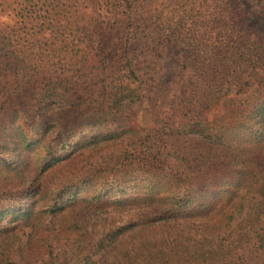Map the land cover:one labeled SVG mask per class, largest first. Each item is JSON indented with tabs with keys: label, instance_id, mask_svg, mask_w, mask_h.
<instances>
[{
	"label": "trees",
	"instance_id": "trees-1",
	"mask_svg": "<svg viewBox=\"0 0 264 264\" xmlns=\"http://www.w3.org/2000/svg\"><path fill=\"white\" fill-rule=\"evenodd\" d=\"M235 3L0 0V73L17 81L14 101L0 99V264H28L21 232L45 221L39 177L107 149L85 208L134 218L87 249L61 239L41 264H128L95 253L135 227L166 231L135 264H264V40L243 29ZM168 58L181 88L139 128L126 106L161 88ZM126 181L143 189L127 192ZM16 197L24 207L2 209ZM78 203H49L48 224ZM19 233L22 254L8 262L1 246Z\"/></svg>",
	"mask_w": 264,
	"mask_h": 264
},
{
	"label": "rangeland",
	"instance_id": "rangeland-1",
	"mask_svg": "<svg viewBox=\"0 0 264 264\" xmlns=\"http://www.w3.org/2000/svg\"><path fill=\"white\" fill-rule=\"evenodd\" d=\"M237 16L243 29L249 33L255 34L257 37L264 40V0H236ZM164 64V77L160 78L162 82L161 88L156 90L151 99L144 104L127 105L128 113L133 117L134 121L139 128L145 126H153L156 116L161 111L167 108L166 102L169 97V93L177 91L181 88L182 80L181 69L173 63L171 58H168ZM16 85L17 81L9 74L0 73V99L3 101H14L16 98ZM217 112H213L208 116L209 121H212L217 116ZM146 123L144 126L143 124ZM90 151V150H89ZM87 151L86 154L80 156L74 163L67 165L62 164L55 171L48 172L39 177L37 183L41 185L43 189L42 195L38 199V212L41 219H44L43 224L38 226L34 232L30 229L23 230L24 234H31L27 247H23V257L26 258L28 264H41L46 260V253L49 247H54L59 240L70 239V244H75V248L87 249L91 245L92 241L105 240L106 233L117 227H120L122 222L127 218H134L136 211H121V209L115 206H94L91 208H85L87 203L94 200L101 189L99 188V174H95L96 165L100 163L101 157L111 151V149L105 150L102 153H92ZM89 152V153H88ZM66 152H62L61 155H65ZM14 156L11 157V161H14ZM10 172V171H9ZM6 172V173H9ZM90 178V179H89ZM132 187H135L130 181H126L124 188L127 192L132 191ZM143 189V186L138 185L134 189ZM141 189V190H142ZM104 195L116 198L124 197L120 195L122 190H117L116 187H108L103 189ZM102 194V195H103ZM101 195V196H102ZM18 198L16 197L11 203L4 204L2 209L7 207L25 206L26 201L22 200L20 204H17ZM77 200L78 207L71 213L66 214L61 223L49 225L50 218L45 207L49 203L62 206L67 205L68 201ZM17 201V202H15ZM81 202H84L81 204ZM133 221V220H132ZM68 229V230H66ZM198 229V227L193 228ZM22 231V230H21ZM166 231L163 230V233ZM162 231L154 230L152 227L131 229L125 237L119 239L115 245L110 248L107 247L106 242L101 244L99 248L105 250L104 252L98 251L95 253L103 254V256L110 260L122 257V261L127 260L128 264H135L138 261H142L147 258V255L156 251L154 244L155 238L163 235ZM21 234L6 239V243L1 246L2 251H8L10 256L8 262L19 258L22 253L16 251L17 242ZM95 245V244H94ZM6 253V252H5ZM1 253L0 255H3ZM94 259V257H93ZM257 264V263H254Z\"/></svg>",
	"mask_w": 264,
	"mask_h": 264
}]
</instances>
